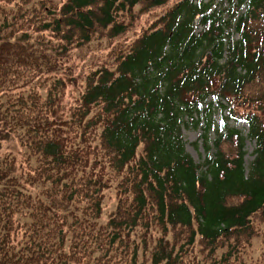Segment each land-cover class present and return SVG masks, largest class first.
I'll use <instances>...</instances> for the list:
<instances>
[{
	"label": "trees",
	"instance_id": "16d2710c",
	"mask_svg": "<svg viewBox=\"0 0 264 264\" xmlns=\"http://www.w3.org/2000/svg\"><path fill=\"white\" fill-rule=\"evenodd\" d=\"M219 1L0 0V134L22 150L0 158V264H257L264 0ZM103 40L110 63L69 88L72 52Z\"/></svg>",
	"mask_w": 264,
	"mask_h": 264
},
{
	"label": "rangeland",
	"instance_id": "374dc122",
	"mask_svg": "<svg viewBox=\"0 0 264 264\" xmlns=\"http://www.w3.org/2000/svg\"><path fill=\"white\" fill-rule=\"evenodd\" d=\"M224 4L227 5L226 2ZM200 30L201 28L198 26L197 31L199 32ZM111 49L110 42L103 40L95 41L91 43L89 47L72 52L71 61L66 63L64 69L61 71V75L65 74V77L73 79L69 88H84V79L88 72L102 64L110 63L112 58ZM70 94L69 91L66 101L72 103L73 99H69ZM77 95V90L72 92L73 97ZM205 107L206 106H201V110L205 111ZM224 114L228 115V111H225ZM211 118L212 124L209 131V138L214 140L217 133L223 128L221 109L218 107L213 109ZM229 125L236 127L245 137V166L248 169L249 164L255 158L254 153L256 149L255 142L248 139V125L246 123H234L232 121H229ZM201 127L199 129H194L192 125H190L189 128L185 127L183 129L187 152L193 157L197 164H202L206 158L202 139H200L202 134ZM0 141V158L7 156L19 158L21 156V147L14 137L0 134ZM115 203V192L110 188L104 192L103 215L99 222L100 224H104V222L107 221L108 215L115 209ZM247 260H251V262L257 264H264V235L254 240L252 248L248 251Z\"/></svg>",
	"mask_w": 264,
	"mask_h": 264
}]
</instances>
